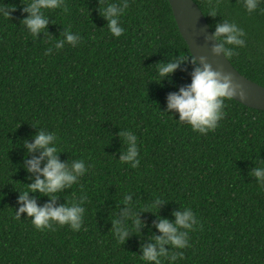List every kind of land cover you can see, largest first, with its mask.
<instances>
[{"label":"trees","instance_id":"trees-1","mask_svg":"<svg viewBox=\"0 0 264 264\" xmlns=\"http://www.w3.org/2000/svg\"><path fill=\"white\" fill-rule=\"evenodd\" d=\"M28 2L0 0L15 7L0 17V264H145L141 249L161 235L155 225L174 223L185 207L199 223L175 264H264V189L251 175L264 166V112L230 99L207 134L175 121L167 96L191 83L198 64L169 1L128 0L119 38L109 33L103 9L121 0H63L42 10L48 24L35 37L22 24ZM194 2L213 33L225 20L244 30L245 46L227 58L264 87V3L249 13L243 0ZM213 6L215 16L208 14ZM66 29L79 34L77 45L45 55ZM180 56L179 67L160 78L158 66ZM123 130L137 136L136 168L119 162L127 149ZM40 131L56 134L60 162H85L86 173L57 193L54 205L84 197L79 231L37 230L26 214L15 218L20 193L36 178L26 161L39 156L25 143ZM29 198L38 207L50 202L39 192ZM155 198L162 199L156 211ZM114 219L129 230L123 243L113 234ZM135 219L142 226L133 230Z\"/></svg>","mask_w":264,"mask_h":264},{"label":"clouds","instance_id":"clouds-1","mask_svg":"<svg viewBox=\"0 0 264 264\" xmlns=\"http://www.w3.org/2000/svg\"><path fill=\"white\" fill-rule=\"evenodd\" d=\"M261 3H264V0H243L244 7L249 13L256 11ZM62 4L63 0H29L22 9L27 13L22 24L35 37L48 24V19L42 10L57 9ZM128 6V0H121L119 4L109 3L103 9V16L108 21L107 29L113 37L119 38L125 32L121 26V17ZM13 11H15L14 6L0 3V17L9 18ZM208 14L215 16L216 8L211 7ZM244 36V30L239 28L235 22L225 20L216 26L213 33L216 46L212 48V54H222L224 57L231 58L236 54L237 48L245 46ZM79 41V34L74 35L66 29L64 39L54 42L52 47L45 50V55H51L53 51L62 49L65 44L75 47ZM184 59L185 57L180 56L178 61L159 65L158 76L160 78L170 76ZM192 63L195 65V60H192ZM201 63L203 67H194L189 85L167 96V110H174L178 113V120H175L178 123H186L193 132L207 134L218 127V122L225 115V101L238 94L239 86L233 82L231 75L213 70L203 58ZM239 94L243 95L242 92ZM120 135L125 140L127 149L120 156L119 162L136 168L139 164L137 136L128 130H123ZM57 144L56 134L48 131H40L33 137L32 143H25L29 153L39 152V156L26 161V171L36 174V178L33 183L27 185L25 191L20 193L17 201L19 208L15 211V218L19 220L22 213L26 214V219L30 218L31 224L37 230L52 229L54 225H67L72 231H79L85 211L82 207L84 197H81L79 202L54 205L57 199L56 194L74 185L86 173L87 168L82 159L73 160L70 167L60 162L58 159L60 151ZM42 162H44L43 167H41ZM251 175L256 178L257 185L264 189V166L255 167ZM36 192L49 197L50 202L38 207L36 200L29 198V193ZM129 200L130 196H125L123 203L127 205ZM160 203L162 199L155 198L150 207L156 211V205ZM122 214L127 216V210ZM173 215L175 216L174 223L166 219L159 220L155 227L161 235L153 237L154 243H149L141 249L140 259L145 264H163V260H167L168 264H175L177 260L183 259L182 250L189 246V233L199 222L193 211L187 207ZM113 225L115 238L123 243L129 235L128 228L122 226L116 219L113 220ZM141 226L138 219L133 220V230ZM164 245H170V249L180 251L166 250Z\"/></svg>","mask_w":264,"mask_h":264},{"label":"water","instance_id":"water-1","mask_svg":"<svg viewBox=\"0 0 264 264\" xmlns=\"http://www.w3.org/2000/svg\"><path fill=\"white\" fill-rule=\"evenodd\" d=\"M168 1L179 32L198 66L203 67V58L213 70L231 75L233 82L239 86L238 94L232 99L250 109L264 112V87L240 74L227 57L212 54L216 41L204 14L194 0Z\"/></svg>","mask_w":264,"mask_h":264}]
</instances>
